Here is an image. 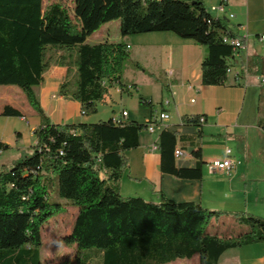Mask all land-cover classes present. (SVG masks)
<instances>
[{
	"label": "trees",
	"instance_id": "16d2710c",
	"mask_svg": "<svg viewBox=\"0 0 264 264\" xmlns=\"http://www.w3.org/2000/svg\"><path fill=\"white\" fill-rule=\"evenodd\" d=\"M73 16L75 20L58 1L43 8L42 0H0V85L18 86L40 119L32 153L19 157L9 169L0 168V264H41V227L61 208L51 197L77 207L64 243L75 244L78 253L96 249L93 255L101 257V264H167L195 255L198 264H217L229 248L263 242L264 219L257 216L235 212V220L246 230L223 238L208 233L207 227L224 211L175 201L162 192L157 202L122 196L120 181L128 167L124 152L139 146V135L149 121L116 123L109 118L54 124L35 92L52 64L73 69L58 94L79 102L85 115L96 112L108 86L124 90L121 74L129 58L127 44L86 43L101 25L113 20H119L121 37L170 31L193 40L205 51L201 84L223 85L231 66L228 61L240 51L224 39L240 37L238 25L211 14L204 0H73ZM253 60L259 65L257 75L264 74V57ZM139 102L153 107L142 98ZM0 115L22 117L9 105ZM205 120L204 115H185L181 123L194 126L195 137L200 138ZM185 138L162 127L158 169L176 178L201 180L200 148L191 151L193 167L175 164V147Z\"/></svg>",
	"mask_w": 264,
	"mask_h": 264
},
{
	"label": "crops",
	"instance_id": "0c3cea01",
	"mask_svg": "<svg viewBox=\"0 0 264 264\" xmlns=\"http://www.w3.org/2000/svg\"><path fill=\"white\" fill-rule=\"evenodd\" d=\"M55 1L57 0H42V7L45 8ZM218 2L219 0H217ZM211 5H213V0H211ZM228 5L229 0H226V7ZM113 23L118 27V35H113L110 26ZM229 23L231 26L238 25L236 29L238 32L244 28L248 31V27L240 22ZM249 33L246 32V35L256 34L257 32L250 31ZM120 41L127 44L129 58L143 67L144 70L140 71L143 74L142 78L150 85L159 88V95L161 92L159 98L160 111H165L168 114L167 120L162 125H156V130L154 129L151 133L143 130L140 133L137 148L124 152L125 157L128 159V167L121 177L120 194L124 197L139 196L147 201L157 202L159 193L162 192L172 200L193 201L199 203L202 207H204L203 204L211 205L224 200H227L228 203L234 201L243 204V201L247 203L249 198H253L256 194V199L259 200L260 192L255 191L256 188L259 189V183H264V177L259 178L255 175V167H259L261 164L264 166V83H261L264 74L257 75L259 65L257 59L253 60V56L264 57V47H259L255 40H251L252 43L246 41L245 47L228 61L231 65V72L228 73L226 82L223 85L211 86L202 85L200 81V67L205 53L204 47L196 44L191 39L181 38L173 32H147L121 37L119 20H113L101 25L86 39L88 44L117 43ZM132 47H135L134 51H131ZM259 50L263 52H258ZM140 59H143L141 60L143 64ZM144 71H148L153 76H159V72L162 71L167 81L163 84V87H160L153 81L152 77L144 74ZM72 73L73 69L68 66L52 64L44 72L40 86L35 88L40 104L46 115L49 116L51 123L87 122V116L82 113L79 102L58 94L59 85L67 81ZM130 83H124V90L129 91L133 87L137 91L140 90L137 87L136 80H131ZM163 89L165 95L162 94ZM236 89L241 91L242 106L239 111L237 108L234 112H231L232 96L237 93L229 92ZM115 90L120 95L123 93V90L118 86ZM251 90L256 93L255 110L250 113L249 118H247V113H245L246 116L240 118L246 94ZM108 93L103 101L109 98V90ZM217 93L232 95L228 99H222L224 106H216L217 111L213 110L211 112L209 102L220 100V97L216 96ZM163 98H165L164 101ZM191 99H194V102L190 103L188 101ZM165 101H167L166 104ZM150 102L153 105L152 99H150ZM5 105L19 110L12 104ZM165 105L166 108H164ZM19 111L21 112V110ZM125 111L127 116H119L118 113H114L111 118L120 117L124 122L137 121L144 123L155 113V107L153 106L151 109L144 108L143 111L146 115L142 120L131 116L127 110ZM21 114L20 119L26 121L24 114L22 112ZM185 115L205 116L206 120L201 127L202 135L200 138L195 137L197 129L194 126L181 123V119ZM39 123L40 119H37L32 127L33 133ZM163 126L177 130L187 137L178 140L175 147L181 149L184 153L182 157L175 158L176 166L193 167L195 159L191 155V151L196 148L201 149L203 161L201 180L180 179L169 174H162L159 171L157 143ZM189 140H193V144ZM3 143L0 141V152L4 146ZM153 143L156 144L155 149H151ZM226 148L231 149L232 155L237 161L236 167L228 174L211 171L209 168L210 162L222 158ZM133 154H137V164L131 157ZM140 158L143 160V166L138 162ZM124 185H126L125 190H123ZM240 187H243L244 193L240 194ZM253 211L248 208L247 203L243 213L246 215L256 213L254 216L264 219L260 212ZM224 212L223 215L225 216L235 213ZM226 218L229 217L226 216ZM231 220H235V218ZM181 260L187 259H177L167 264H177ZM217 264H264V241L229 248L220 255Z\"/></svg>",
	"mask_w": 264,
	"mask_h": 264
},
{
	"label": "rangeland",
	"instance_id": "374dc122",
	"mask_svg": "<svg viewBox=\"0 0 264 264\" xmlns=\"http://www.w3.org/2000/svg\"><path fill=\"white\" fill-rule=\"evenodd\" d=\"M57 1L67 9L70 17L75 20L73 16V0ZM204 2L209 12L214 14L215 12L210 10L211 0H204ZM213 4H217V0H213ZM225 10L226 11L224 14L229 22H240L244 26L248 27V31L244 28L238 32L240 36L246 35V32L249 33L250 31L257 32L256 34L253 33L252 35H248L247 42L250 43L251 40H255L259 47H264V40H256V35L264 34V0H229V5ZM229 14H233V17L228 18ZM110 26L112 27L113 35H118V27L116 24L113 23ZM134 49L135 47H132L131 51H134ZM258 52L263 51L259 50ZM141 60L143 59H140V62L143 64V61ZM136 63L138 62L128 58L122 70L121 81L123 84H126L130 83L131 80H136L138 83L137 87H139L140 90L137 91L133 87L129 91L123 90V93L120 95L115 90L117 85L108 86V90L110 92L109 98L106 101L97 103L96 112L85 115L87 116V122L85 123L106 121L111 118L114 113L119 114L121 110L124 109L130 112L131 116H135L139 120H142L146 115L143 109L150 107H146L140 103L139 99L141 98L146 101H150V99H152V106L155 107V113H159L161 109V104L159 102L161 92L159 95V88L150 85L142 78L143 74L140 71L144 69L143 67L137 68L135 66ZM144 74L152 77L153 81H155L160 87H163V84H165L167 81L162 71L159 72V76H153L149 74L148 71H144ZM229 93H237L236 95L232 96L233 102L231 106V112H234L237 108L239 111L242 106L241 91L236 89L231 90ZM162 94H166L164 89L162 90ZM231 95L232 94L227 93H217L216 96L220 97V100L210 101L209 110L211 112L213 110L217 111L216 106L225 105L222 102V99H228L231 97ZM165 98L162 100L164 101ZM188 101L190 102V100ZM5 104H12L21 110V112L26 117L25 121L20 119V117L0 115V141L4 142V146L1 148L0 152V168L4 166V169H9L13 165V162L19 157L30 155L32 153L36 137L33 133L32 127L35 125V121L37 119L39 120V116L28 104L22 90L16 85H0V112L3 105ZM255 106L256 93L254 90H251L246 94L240 118L246 116L245 113L248 114L247 118H249L250 113L255 110ZM166 107L167 106L165 105L164 108ZM229 117L231 116L229 115ZM154 129H157L156 125L154 126ZM131 157L135 160V164H137V154H133ZM138 162L142 166L144 165L141 158ZM255 170L256 176L259 178L264 177V166L262 164L259 167H255ZM258 185L259 189L255 187V192H260V199H256V194L253 198L250 197L247 203L250 210H254L253 212L258 211L264 217V183L262 182ZM125 188L126 185H124L123 190H125ZM240 188V194L244 193L243 187ZM51 200L55 203H59L61 208L57 210L56 213L41 227V245L39 246L41 264H79V262L81 264H101V257L98 255H93L97 251L96 249H83L81 250V253H78L75 244L67 245L64 243L63 238L70 233L77 212V207L71 202L59 197H51ZM242 203L243 204H240V202L234 201L228 203L227 200H224L211 205L203 204V206L215 211L242 213L247 205L245 201ZM252 214L254 216L256 213ZM226 216L229 218H226ZM226 216L222 215L219 218L212 219L207 227V232L211 234L216 233L219 236L225 238L236 237L246 230V226L244 224H240L235 220H231L234 218L233 214L230 213ZM78 258L79 260H77ZM177 264H198V256L196 255L190 260H181V262Z\"/></svg>",
	"mask_w": 264,
	"mask_h": 264
},
{
	"label": "built area",
	"instance_id": "2783aa9c",
	"mask_svg": "<svg viewBox=\"0 0 264 264\" xmlns=\"http://www.w3.org/2000/svg\"><path fill=\"white\" fill-rule=\"evenodd\" d=\"M226 9V0H219L217 4H213L210 6V10L214 11L216 15L218 16H225V10ZM233 14H229L228 18H232ZM248 35H243L240 37H234V38H225L224 41L231 44L234 47V50H241L245 47L247 37ZM256 40L262 41L264 40V34L258 35L256 37ZM128 47V46H127ZM236 54V53H235ZM231 72V67L227 69V74ZM261 83H264V78L261 79ZM190 102H194V99H191ZM165 104L167 101L164 102ZM119 116H127V112L125 110H121L119 113ZM168 114L165 111H160L159 113H154L149 119H148V125L146 127V131L153 132L155 125H162V123L167 120ZM202 120V118H200ZM114 122L120 123L123 122L120 117H117L116 119H113ZM156 144L153 143L151 145V149H155ZM184 155L183 151L181 149L175 148L174 150V156L175 158L182 157ZM237 161L232 155V151L230 148H226L224 150V155L222 158L215 159L209 164V168L211 171H220L223 173H230L235 167H236Z\"/></svg>",
	"mask_w": 264,
	"mask_h": 264
}]
</instances>
